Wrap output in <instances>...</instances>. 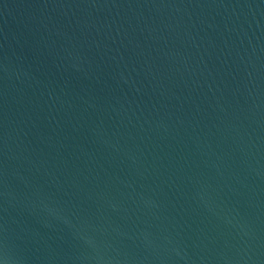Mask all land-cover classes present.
Returning <instances> with one entry per match:
<instances>
[{
  "label": "water",
  "instance_id": "obj_1",
  "mask_svg": "<svg viewBox=\"0 0 264 264\" xmlns=\"http://www.w3.org/2000/svg\"><path fill=\"white\" fill-rule=\"evenodd\" d=\"M0 264H264V0H0Z\"/></svg>",
  "mask_w": 264,
  "mask_h": 264
}]
</instances>
